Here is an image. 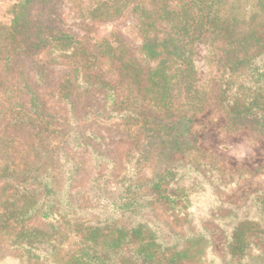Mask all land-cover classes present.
Here are the masks:
<instances>
[{"label":"rangeland","instance_id":"1","mask_svg":"<svg viewBox=\"0 0 264 264\" xmlns=\"http://www.w3.org/2000/svg\"><path fill=\"white\" fill-rule=\"evenodd\" d=\"M96 1L33 0L24 16L25 30L28 36L38 32L43 38H73L81 48L77 58L83 55L88 64L86 73L100 76L114 88L115 103L124 111V118L107 117L104 109H94L101 97L92 93L87 95L94 102L83 109L85 94L76 86L67 61H62L57 49L51 52L53 41L28 53L0 51V203L4 207L7 202L5 208L15 212L16 206L41 195L42 185L33 179L35 175L46 183L44 202L59 210L47 220L20 218L13 212L0 220V264H58L75 248V239L87 224L110 227L117 220L127 223L125 212L108 211L110 203L120 197L129 178L151 179L161 157L159 151L167 137L153 133L159 128L151 121L133 119L131 114L140 113L143 106L119 80L115 66L94 57L103 45L118 42L116 38L130 50L136 46L129 9L112 18L91 17L89 9ZM235 1L240 5L237 17L247 21L257 0H228L229 4ZM23 2L0 0V45L14 10ZM176 3L171 0L173 9ZM169 31L158 23L152 35L162 39ZM187 47L194 74L190 90L175 89L174 105L178 115L193 119L186 136L190 147L185 153H174L171 160L180 161L178 177L184 176L180 184L190 186L189 211L194 218L191 225L179 228L158 205H152L149 217L162 232L188 235L196 227L209 229L212 253L207 256L214 264H229L231 258L232 224L226 219L250 220L251 244L240 253L242 264H256L254 256L258 255L263 256L259 264H264V135L255 129L228 128L215 99L220 42L205 35ZM41 68L50 71L49 79L34 86V74ZM68 85L72 96L66 100L62 95ZM193 166L197 172L188 173L186 169ZM67 208L68 216L60 213ZM99 220L102 223H96ZM20 226L31 229L23 239L33 244L30 249L11 245Z\"/></svg>","mask_w":264,"mask_h":264},{"label":"trees","instance_id":"2","mask_svg":"<svg viewBox=\"0 0 264 264\" xmlns=\"http://www.w3.org/2000/svg\"><path fill=\"white\" fill-rule=\"evenodd\" d=\"M175 1L177 3L173 9L171 0H98L89 9L91 17L100 19L112 18L120 14L122 9H129V28L138 40L136 46L130 50L120 38H116L118 42L103 45L94 57L113 64L119 80L135 96V102L139 100L143 106L145 111L132 113L133 119L142 117L151 121L159 128L158 131L154 129L153 133L162 132L167 140L163 141L165 144L159 151L161 157L155 163L153 177L149 180L129 178L123 185L124 191L120 197L110 203L108 211L125 212L123 215L127 216V223L125 220H117L110 223V227L87 224L81 230L80 237L75 239V248H72L70 254L64 255L61 262L58 260V264H214L213 259L207 256L208 252L212 253L209 229L196 227L188 235L168 230L162 232L152 222L149 214L151 215L152 205H158L169 216L171 223L178 224L182 229L191 225L190 221L194 218V212L189 211L190 186L180 184L184 177H178L180 161L171 160L174 153H185L190 147L186 136L193 119L183 114L178 115V108L174 105V91L178 86L190 90L189 82L194 74L187 47L190 43L205 35L220 42L215 99L226 115L228 128L255 129L264 135V0L254 2L255 7L250 9L247 21L244 17L242 20L237 17L240 11L238 1L230 4L228 0ZM31 2L33 0H24L14 10L0 51L11 53L19 50L28 53L40 44L44 47L47 42L53 41L51 52L57 49L62 61H67L77 82L76 86L81 94H85L83 109L94 102L93 97L87 95L92 93L101 97L94 104V109H104L107 117L124 118V111L115 103L114 88L100 76L86 73L88 64L83 61V55L77 58V51H81V48L73 38L65 35L43 38L38 32L27 35L24 16ZM158 23L170 29L162 39L152 35ZM10 56L11 54L6 56V59ZM49 73L44 68L36 71L32 84L37 86L41 81H48ZM29 84L27 83L26 88H30ZM69 86L62 95L66 100L72 96ZM95 113H99L98 110ZM153 124L150 123V127ZM186 171L193 174L196 166L187 168ZM32 177L42 185V194L33 197L29 204L20 208L16 206L15 212L5 208L7 202L4 207L1 205L4 203H0V220L10 212L20 218L41 220L59 213L58 209L54 211L51 204L44 202L47 195L43 177L40 180L35 175ZM29 180L36 183L32 178ZM19 185L21 184H16ZM60 213L68 216V208ZM226 220L232 224L228 244L231 258L228 263L242 264L240 253L245 245L251 244L248 239L250 220L242 222L238 217ZM25 228L22 226L15 233L11 240L12 246H33L31 242H23L27 231L31 230ZM262 258L261 255L254 256V263L259 264Z\"/></svg>","mask_w":264,"mask_h":264}]
</instances>
